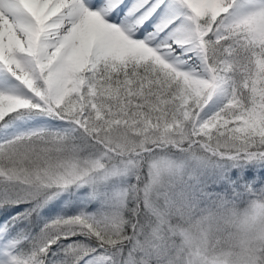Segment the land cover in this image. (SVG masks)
<instances>
[{
  "label": "snow or ice",
  "instance_id": "snow-or-ice-1",
  "mask_svg": "<svg viewBox=\"0 0 264 264\" xmlns=\"http://www.w3.org/2000/svg\"><path fill=\"white\" fill-rule=\"evenodd\" d=\"M261 169L264 0H0V264H196Z\"/></svg>",
  "mask_w": 264,
  "mask_h": 264
},
{
  "label": "clouds",
  "instance_id": "clouds-1",
  "mask_svg": "<svg viewBox=\"0 0 264 264\" xmlns=\"http://www.w3.org/2000/svg\"><path fill=\"white\" fill-rule=\"evenodd\" d=\"M224 216L200 245L196 264H264V213L255 214L245 204Z\"/></svg>",
  "mask_w": 264,
  "mask_h": 264
},
{
  "label": "trees",
  "instance_id": "trees-1",
  "mask_svg": "<svg viewBox=\"0 0 264 264\" xmlns=\"http://www.w3.org/2000/svg\"><path fill=\"white\" fill-rule=\"evenodd\" d=\"M261 171H264V169H261Z\"/></svg>",
  "mask_w": 264,
  "mask_h": 264
}]
</instances>
